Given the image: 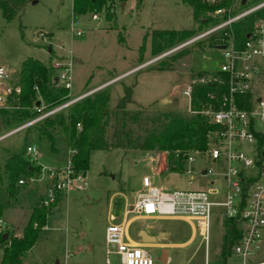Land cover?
<instances>
[{
  "label": "rangeland",
  "instance_id": "obj_1",
  "mask_svg": "<svg viewBox=\"0 0 264 264\" xmlns=\"http://www.w3.org/2000/svg\"><path fill=\"white\" fill-rule=\"evenodd\" d=\"M110 12L113 14L111 20L107 19L106 12L98 14L96 20L92 14L75 18L72 0H30L21 16L7 22L0 10V65L16 72L27 58L44 62L59 60L70 66L73 98L100 87L101 90L107 88L114 108L124 95V87L132 86L134 102L128 105V109L141 113L143 119L171 112L192 116L189 101L182 91L199 75L220 73L222 52L205 45L201 48L206 37L202 42L190 44L170 55L169 51L181 43L158 55L152 54L154 32L197 28L192 8L184 0H142L141 3L140 0H115ZM184 52L187 53L180 57ZM18 126L20 124L7 127L6 123H0V136ZM132 128L135 133L142 134L137 125ZM29 147L37 148L36 157L29 155ZM57 149L52 151L48 142L40 139L33 128L0 141L2 221L15 230L11 233L23 234L32 209L45 198V192L55 182L52 173L68 167L69 155L64 140L59 139ZM14 154L35 166L40 165L42 173L33 179L22 177L26 184L19 186L16 198L9 200L6 188L11 181L4 167L6 160ZM198 164L194 163L196 170ZM213 168L217 171L216 166ZM159 169L163 170L155 175L154 170ZM145 175L150 176L154 184L171 191L205 190L215 180L214 177L199 178L190 185L186 166L172 171L165 152L94 150L90 153L89 168L83 178L84 189L73 188L60 195L58 205L38 235L28 262L104 264L106 228L111 218L115 219L114 223L123 220L127 205L133 203L142 190ZM149 224L142 220L134 222L130 227L131 236L136 238L138 231ZM149 232L155 236L169 233L167 241L178 244L169 249L170 264H205L206 245L201 244L199 237L184 244L192 234L188 224L157 222ZM223 233L220 220L212 219V261L221 255ZM151 251L161 254L159 249ZM2 254L3 249H0V260ZM263 260L264 254L256 259ZM239 262L233 255L228 264Z\"/></svg>",
  "mask_w": 264,
  "mask_h": 264
},
{
  "label": "built area",
  "instance_id": "obj_2",
  "mask_svg": "<svg viewBox=\"0 0 264 264\" xmlns=\"http://www.w3.org/2000/svg\"><path fill=\"white\" fill-rule=\"evenodd\" d=\"M250 0H233L229 6H221L211 13L219 22L186 42L169 51V55L190 44H195L211 35L221 34L218 44L226 45L222 52L220 74L202 75L193 78L183 91L190 104L191 115L201 114L219 129L212 135L210 148L206 153L192 152L187 155L184 166L190 176L189 184L199 178L214 177V182L205 190L171 191L153 183L150 176L142 178V190L133 203L127 205L124 218L114 223L111 218L105 232L104 264H158L159 255L153 254L150 246L134 244L128 236L131 225L137 217L169 218L189 220L194 224L195 238L206 245L205 264H211L210 224L218 219L225 234L224 221H234L241 231V237L232 249L229 259L235 255L240 264H264L256 261L264 250V18H260L248 35L242 47L236 43L233 25L264 9V1L247 5ZM209 6H218L223 0H201ZM242 5H247L242 7ZM93 19H98V15ZM78 35H81L78 33ZM57 71L58 83L72 91L73 80L70 66L59 60L51 62ZM14 72L0 65V118L15 109L12 104L18 100L21 87L13 81ZM218 84L226 91L219 97L209 94V102L201 111H193L192 99L197 86ZM105 86V85H104ZM102 87L78 98H69L56 107H47L42 101L32 108V117L16 129L0 136V141L29 130L45 119L67 109L74 103L101 90ZM39 104V105H38ZM36 157L35 147L27 149ZM199 162L198 170L194 163ZM197 166V165H196ZM213 166L217 167V171ZM55 182L42 200L45 206L52 204L57 196L75 188L84 189V176L74 174L68 167L52 173ZM82 182L81 184L77 183ZM22 179L19 185H25ZM133 216V217H131ZM9 231L0 220V232ZM115 258L114 260L112 258ZM171 260L169 258L170 264Z\"/></svg>",
  "mask_w": 264,
  "mask_h": 264
},
{
  "label": "trees",
  "instance_id": "obj_3",
  "mask_svg": "<svg viewBox=\"0 0 264 264\" xmlns=\"http://www.w3.org/2000/svg\"><path fill=\"white\" fill-rule=\"evenodd\" d=\"M29 1L0 0V10L4 20L11 22L21 16ZM232 1L223 0V3L218 6H209L201 0H184L193 10V20L197 28L186 31L154 32L152 54L158 55L173 45L186 42L210 29L219 22L212 18L211 13L221 6H229ZM262 1L264 0H250L247 5ZM114 2L115 0H72V15L77 18L92 14L94 17L106 12L107 19L111 20L113 14L110 10ZM247 5H242V7ZM260 18H264V9L233 25V32L239 47L244 45ZM220 36L221 34L211 35L205 41H201V48L204 45V47L212 48L213 45L218 44L217 39ZM186 53H181L180 57ZM217 75L225 78L223 74L218 73ZM56 79L57 71L52 68L51 60L44 62L27 58L23 61L20 69L13 74V81L21 87V93L18 100L12 104L15 109L5 113L0 123H6L7 127L23 123L32 117L31 110L39 101L47 107H56L64 103L72 91L59 84ZM224 91H226L225 86L221 87L218 84L197 86L192 99L193 111L203 109L209 102V94L214 93L220 97ZM133 102V87L125 86L124 95L113 108L111 107V93L105 88L45 119L33 129L40 139L48 142L52 151L58 150L59 139L64 140L69 152L72 172L83 176L89 168L90 153L94 150L165 152L168 154V165L172 171L183 169L188 154L208 152L212 135L219 129V126L212 124L207 117L201 114L185 117L171 112L145 120L141 113L131 112L128 109V105ZM134 125L140 128L142 134L134 132L132 128ZM4 168L11 181L9 187L6 188L9 200L18 195L19 181L22 177L33 179L42 173L40 165L35 166L29 160L16 154L6 160ZM59 201L60 196H57L49 206H45L43 201L36 205L30 213L22 236H15L9 231L0 232V249H3L0 264H31L28 262V256L34 249L47 218ZM3 211L4 205L0 201V220ZM224 227L221 255L211 260V264H227V258L231 255L233 245L241 237V231L234 221L225 220ZM6 233L9 237L5 240Z\"/></svg>",
  "mask_w": 264,
  "mask_h": 264
},
{
  "label": "crops",
  "instance_id": "obj_4",
  "mask_svg": "<svg viewBox=\"0 0 264 264\" xmlns=\"http://www.w3.org/2000/svg\"><path fill=\"white\" fill-rule=\"evenodd\" d=\"M83 94V93H82ZM81 94V95H82ZM80 95V96H81ZM68 155H69V152H68ZM68 162H69V160H68ZM167 169V167L165 168V170ZM163 169H159V171H155L154 170V174L155 175H158V174H160L161 173V171H162ZM145 176H147V175H145ZM144 176V177H145ZM164 187V186H163ZM166 188V187H165ZM49 189V188H48ZM48 189H47V191L45 192V196L44 197H46V194H47V192H48ZM127 204H128V202H127ZM2 220V219H1ZM140 220H142V221H147V222H150V224L147 226V228H145V229H140L139 231H138V233H137V235H136V238H133L132 236H131V234H130V229H129V233H128V236H129V238L131 239V242L132 243H134V244H146V245H148V246H150L153 250H155V249H159V250H161V252H162V250L163 249H167L168 251H169V249L170 248H173V247H177L178 246V244H172V243H169L168 241H167V239H168V237H169V233H166V232H163V233H160L159 235H152L150 232H149V230H152V229H154V223L156 224L157 222L159 223V222H165V221H172V222H174V221H176V222H182V223H186V224H188L189 226H190V228L192 229V234H191V236H190V238L184 243V244H190V243H192L194 240H195V229H194V224H193V222L192 221H189V220H179V219H169V218H146V217H137V219L135 220V222L136 221H140ZM134 224V223H133ZM132 224V225H133ZM7 227V229L9 230V232H12V231H15L12 227H8V226H6ZM141 231H145L149 236H151V237H153V238H155V242L154 243H150V242H147V243H145V242H143L142 241V239L141 238H139V233L141 232ZM14 235H16V236H18V237H20V236H22V234H14ZM162 240V241H161ZM161 255V254H160ZM170 258V257H169ZM171 260V259H170ZM169 262V261H168ZM58 264V263H57Z\"/></svg>",
  "mask_w": 264,
  "mask_h": 264
},
{
  "label": "water",
  "instance_id": "obj_5",
  "mask_svg": "<svg viewBox=\"0 0 264 264\" xmlns=\"http://www.w3.org/2000/svg\"><path fill=\"white\" fill-rule=\"evenodd\" d=\"M246 0H243L242 4H245ZM227 46L223 45V44H215L212 46V49L215 50H222V49H226ZM56 81H58V79H56ZM39 105V104H38ZM9 235L6 233L4 235V239H8ZM139 238L142 239L143 242L147 243H154L155 242V238L149 236L145 231H141L139 233ZM169 261V251L167 249H163L159 258V263L158 264H167Z\"/></svg>",
  "mask_w": 264,
  "mask_h": 264
}]
</instances>
